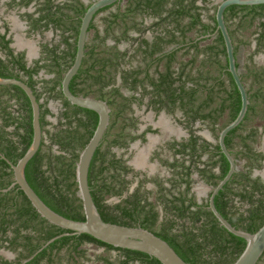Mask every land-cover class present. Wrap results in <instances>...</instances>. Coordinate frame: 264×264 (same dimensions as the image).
Returning a JSON list of instances; mask_svg holds the SVG:
<instances>
[{"label": "trees", "instance_id": "1", "mask_svg": "<svg viewBox=\"0 0 264 264\" xmlns=\"http://www.w3.org/2000/svg\"><path fill=\"white\" fill-rule=\"evenodd\" d=\"M123 1L95 15L82 66L70 84L73 94L104 100L112 110L109 127L90 166L93 199L104 221L153 232L188 264H233L244 251L246 240L224 228L208 203H199L193 192L197 182L194 175L215 187L230 168L219 143L203 139L196 133L200 129H195V124L204 125L218 141L220 131L238 116L242 105L228 71L223 37L216 33L217 5L211 7L212 0H128L122 8ZM33 3L34 12L23 15L31 28L59 30L61 41L51 47L44 45V58L28 66L25 53H16L11 47L12 38L5 25V33L0 31V77L24 81L40 101L44 136L39 151L26 167L29 184L54 211L84 221L76 163L94 134L99 116L71 104L63 95L62 80L74 63L81 20L91 3L10 0L9 6L29 8ZM113 8L116 10L103 18L101 30L97 17ZM147 19H152L150 25ZM225 19L240 71V48L251 43L244 35L246 31L256 38L258 49H264V4L230 6ZM210 39V44L202 45ZM42 71L53 77L39 81ZM248 75L258 88L252 93L251 86L248 113L226 137L236 165L245 159L246 167L237 168L216 195L215 205L235 228L255 233L264 224V181L252 177V170L256 164L261 166L264 156L252 145L256 130L251 129L245 136L240 132L252 124L253 116L264 117V71L259 74L250 69ZM240 76L244 80L242 73ZM124 89L132 95L124 94ZM144 100L158 113H181L182 120L178 122L190 133L178 144L176 153L180 157L170 163L171 176L166 179L140 180L137 175L130 178L133 168L128 159L114 151L115 147L127 149L139 137L132 133L138 129L132 104L138 102L140 106ZM51 101L61 103L59 114L50 110ZM49 117L56 118V123ZM32 140L29 98L18 86L0 85V154L16 164ZM13 182V169L0 155V250L17 254L11 261L0 256V264H161L148 254L116 248L87 234L65 235L44 247L70 231L42 218L18 186L2 191ZM113 198L118 201L110 202ZM87 245L105 251L91 255ZM112 251L117 252L115 257L110 255ZM263 259L264 255L258 264Z\"/></svg>", "mask_w": 264, "mask_h": 264}, {"label": "water", "instance_id": "2", "mask_svg": "<svg viewBox=\"0 0 264 264\" xmlns=\"http://www.w3.org/2000/svg\"><path fill=\"white\" fill-rule=\"evenodd\" d=\"M120 1L122 0H94L90 4L81 20V26L77 40V52L74 63L66 72L62 80L63 95L71 104L92 110L99 116L98 125L94 131V134L86 147L80 153L79 160L76 163V182L78 185L79 196L82 200L85 220H72L54 211L42 200V198L29 184L25 173L26 167L29 161L39 151L44 136L41 125L40 101H38L33 89L24 81L17 78L0 77V85H15L20 87L25 92L31 103L33 125L32 143L26 153L16 164H13L4 155L0 154L2 158L11 165L14 172L13 184L8 189H4L2 191L7 192L11 188L18 186L19 189L24 192L34 209L42 218L59 228L70 231V233H65L51 239L46 245H44V247H47L58 238L65 235L87 234L116 248L134 250L148 254L149 256L156 258L161 264H188L178 255V253L171 247V245H169L168 242L153 232L140 226L129 227L104 221L91 193L89 185L90 166L94 155L109 127L112 110L109 104L104 100L73 94L70 89V84L82 66L86 53L89 28L95 15L103 8L111 6ZM215 4L217 5L216 33L220 32L223 37L228 59V71L231 73L240 92L242 105L238 116L220 131L218 137L219 146L222 153L228 159L230 168L226 176L215 187H211L208 208L212 211L214 216L224 228H226L230 233L246 240V247L244 251L233 264H258L264 255V224L255 233H249L247 231L235 228L218 211L215 205V197L219 191L223 189V187L231 180L232 176L237 170L236 160L226 145V137L233 129L237 128L243 122L248 113L250 105L248 90L236 65L237 58L235 55V47L226 23L225 12L230 6L233 5H262L264 4V0H220L216 1Z\"/></svg>", "mask_w": 264, "mask_h": 264}, {"label": "flooded vegetation", "instance_id": "3", "mask_svg": "<svg viewBox=\"0 0 264 264\" xmlns=\"http://www.w3.org/2000/svg\"><path fill=\"white\" fill-rule=\"evenodd\" d=\"M61 1L63 0H57V3ZM83 1L87 4L91 3L90 0H83ZM212 1L213 2L211 4V7L215 5L216 0H212ZM9 2L10 0H0V6L1 5L3 6V9H2L3 12L0 11V31L2 33H5V25L8 26L9 28L8 37L12 38L11 47L15 50L16 53L24 52L28 66H32L34 65V62L36 60L44 58V55H45L44 47H43L44 45L48 44L51 47L53 44L59 43L61 41V35H58L60 31L59 30L56 31L54 28L49 29V30L42 29V30L34 31L31 28L29 21L23 16L27 12L28 13L34 12L35 10L34 3L29 8H19V7L11 8L9 6ZM20 23L23 24L24 28L20 26ZM133 35L137 36V33H134ZM23 37L25 40H33L34 42L38 41V46H36V49L38 48L37 51H34V49L30 47L29 48L26 47L24 44ZM147 37L151 38L152 36L151 34L148 33ZM109 43L112 45L115 44L114 41H111ZM255 44L256 45L254 46V50L252 51V54L248 56V60H247L246 67L244 68V70H241V65H240V73L244 75L243 82L248 90V93H249V90H251L250 88L252 85H253V90H251L252 93H255L256 89L258 88L256 83L254 82V79H252L249 75L247 76L248 71L250 69H253L254 71L257 70L259 74H262V71H264V65H257L255 61L258 55L264 56V49H261V50L258 49L256 39H255ZM124 45L125 47H127V45H131V43L124 44ZM246 46L247 45H245V47ZM64 48L65 47L62 44L61 49H64ZM132 51L133 49H131V52ZM42 75H45V77H47L48 74H46L45 71H42L40 76L38 77L39 81L43 79ZM49 77L51 78L53 77V75H49ZM49 77L47 79H49ZM261 78L262 77H259V79ZM41 86L42 84H39V89ZM53 103L54 102L52 101L49 103V108L54 114L57 115L60 113L62 105L60 102L58 103L59 110H58V113H56L52 108ZM132 107L134 109L140 108V109H145L146 112H152L153 114H155L156 119L153 118L151 120L152 122L150 121L149 123L147 122L144 124L142 118L140 116L135 115V117L138 119V122H137L138 129L133 131L132 133L139 135V137L136 140L131 141L127 149L115 147L114 151L116 152L118 156L124 153L125 158L128 159V164L130 165V167L133 168V172L130 174V178L134 177V175H137L136 176L137 179H140V180H145V179L149 180L152 178H160V179L169 178L171 176V172H170L171 170L169 167L170 163L174 162L176 158L180 157L179 154L176 153V150L179 147L178 144L182 141L187 140L190 137L188 128H186L184 124H181L178 122V119L182 120V114L179 116V112H178L176 113V115L173 116L172 114L168 113L166 110H162L158 113L155 110H153V108L148 107L147 100H144L143 104L140 106L138 105V102H133ZM161 115L172 117L175 120V122L178 123L184 129L185 132H187V136L178 137L175 130L170 131L165 128L163 129L162 125L164 124L161 123V119H160ZM259 116L258 115L253 116L252 124L246 125L241 130L240 134L245 136L248 134V132L251 131V129H255L257 132V137L255 138V141L252 142V145L257 153H261L264 156V117L262 118ZM53 118L49 117L50 120ZM154 123H156L157 125H155ZM159 124H162V125L160 126ZM199 126H201V124L199 123L195 124V129H198ZM200 131L201 130H198L196 133L200 135L203 139L207 140L208 142L212 144H217L218 142L217 139L213 136V134L209 130H208L210 133L209 135L215 138V141H212L204 137L200 133ZM235 151H237V149H235ZM205 158H208V157L206 156ZM246 162L247 160L245 159L242 160L239 163V166L237 165V168L242 167L240 169H243L244 167H246L245 165ZM260 165H261L260 167H258L257 164L254 165L253 170H252V177H260L264 181V158ZM160 169H164L167 174H163V172H159ZM215 171L219 172L218 169H216ZM194 178L197 181L196 183L201 182L205 187L209 189L208 198L203 201H200L197 199L198 202L199 203L207 202L209 205L211 187L213 186L208 185L205 182V180L201 179L197 174L194 175ZM149 185H152V184H149ZM194 187H193V192H194ZM133 188L134 186L131 188V191L133 190ZM113 201L117 202L118 199L113 198ZM87 248H89V253L91 251L90 249L93 248L94 249L93 254H100L105 251L104 248H96L95 246H92V245H87ZM5 252H7L10 255H13V257L9 258L5 256ZM116 254L117 252L115 251H112L110 253L112 257H115ZM0 256L11 261V260L16 259L17 254L10 251L9 249L8 250L2 249L0 250ZM90 263L94 264L93 262H90ZM90 263H87V264H90Z\"/></svg>", "mask_w": 264, "mask_h": 264}, {"label": "rangeland", "instance_id": "4", "mask_svg": "<svg viewBox=\"0 0 264 264\" xmlns=\"http://www.w3.org/2000/svg\"><path fill=\"white\" fill-rule=\"evenodd\" d=\"M216 1H220V0H216ZM126 2H127V0L123 1L122 6H121L122 8L125 7ZM2 9H3V6L1 5L0 6V11L3 12ZM111 11H115V8L111 9L108 12L102 13L97 18V22H98L97 24H99L100 26L101 25L104 26L103 18L106 17ZM100 21H101V23H100ZM244 35L247 38H250L251 43H250V45H247L246 47L242 46L240 48V51H239V62H240V65H241V70H244V68L246 67L248 56L252 54V51L254 50V46L256 45L255 44V39L256 38L252 35L251 31H246L244 33ZM23 39H24V37H23ZM211 42H212V39L203 42L202 45L205 46L207 44H210ZM252 43H253V45H252ZM120 47L124 49L125 45L123 44ZM255 61H256L257 65H264V56L263 55H258V57L256 58ZM42 77L43 78H48L49 75H47V77H45V75H42ZM52 108H53V110L56 113H58V110H59L58 102H54L53 105H52ZM134 115L140 116L142 118L144 124L147 123V122L149 123L153 118H155V114H153L152 112H146L145 109H140V108H135L134 109ZM160 119H161V123H163L164 125H162V124H159V125L160 126L162 125L163 129L165 128V129H168L170 131L175 130L178 137H180V136H185L186 137L187 136V132H185L184 129L178 123H176L175 120L172 117L161 115ZM56 120H57L56 118L51 119V121H53V122H56ZM154 124L157 125L156 123H154ZM144 126H146V125H144ZM199 129L201 130L200 133L204 137H206V138H208V139H210L212 141H215V138H213L211 135H209L210 133H209L208 129H206V127L204 125L199 126ZM122 155H124V153H122ZM140 160H141V158H140ZM239 168H242V167H239ZM159 172H163V174H167L164 169H160ZM148 187L150 189H152V190L154 189V187L152 185H148ZM194 192H195V194L197 196V199L200 200V201H203V200L208 198L209 189L207 187H205L201 182H198V183H196V185L194 187ZM110 202H114L113 199L110 200ZM90 250H91L90 253L93 254L94 253V249L91 248ZM5 256H7L9 258L13 257V255L8 254L7 252H5ZM90 264H92V263H90ZM260 264H264V259H263V261Z\"/></svg>", "mask_w": 264, "mask_h": 264}, {"label": "crops", "instance_id": "5", "mask_svg": "<svg viewBox=\"0 0 264 264\" xmlns=\"http://www.w3.org/2000/svg\"><path fill=\"white\" fill-rule=\"evenodd\" d=\"M122 3H123V2H122ZM127 5H128V0H127V2H126V4H125V7H126ZM121 6H122V4H121ZM121 6H120V7H121ZM125 7H124V8H125ZM115 10H116V8H115ZM100 15H101V14H100ZM100 15H99V16H100ZM99 16H98V17H99ZM98 17H97V18H98ZM96 22H97V19H96ZM151 22H152V19H147V20H146L147 25H150ZM97 23H98V22H97ZM100 23H101V21H100ZM20 26L23 27V24L20 23ZM23 28H24V27H23ZM103 28H104V26L101 25V26H100V29L102 30ZM92 34H93V32H91L90 34H88V40L90 39V37H92ZM50 36H51V35H50ZM24 44H25L26 47H28V48L30 47V48L34 49V51H37V49H38V48L36 49V46H38V41H35V42H34L33 40H25V39H24ZM130 53H133V51H132V52L130 51ZM136 60H137V59H136ZM134 64H137V61L134 62ZM123 91H124V94H126V95H132V93H131L130 91H128L127 89H124ZM58 103H59V102H58ZM180 115H181V113H179V116H180Z\"/></svg>", "mask_w": 264, "mask_h": 264}]
</instances>
